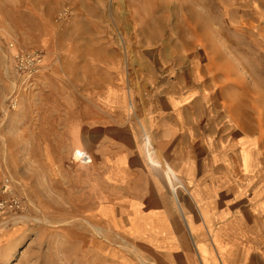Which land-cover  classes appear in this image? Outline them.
<instances>
[{"label": "rangeland", "instance_id": "obj_1", "mask_svg": "<svg viewBox=\"0 0 264 264\" xmlns=\"http://www.w3.org/2000/svg\"><path fill=\"white\" fill-rule=\"evenodd\" d=\"M189 93L192 172L224 176L227 164L218 200L261 231L246 241H263L264 0H0V182L23 205L0 213V264H157L62 198V168L81 163L44 131L81 111L172 112L168 99Z\"/></svg>", "mask_w": 264, "mask_h": 264}, {"label": "crops", "instance_id": "obj_2", "mask_svg": "<svg viewBox=\"0 0 264 264\" xmlns=\"http://www.w3.org/2000/svg\"><path fill=\"white\" fill-rule=\"evenodd\" d=\"M189 97L173 95L167 101L173 111L156 115L119 113L106 121L81 111L74 122L61 116L44 135L59 136L67 152L84 149L93 158L72 172L62 168L61 196L75 201L79 216L147 249L157 264H264V240L257 234L244 239L261 231L218 200L228 190L227 164L224 176L192 172V111H180L181 103L190 106ZM107 100L122 105L112 92ZM145 132L153 146L144 142ZM203 233L215 235L206 241Z\"/></svg>", "mask_w": 264, "mask_h": 264}, {"label": "built area", "instance_id": "obj_3", "mask_svg": "<svg viewBox=\"0 0 264 264\" xmlns=\"http://www.w3.org/2000/svg\"><path fill=\"white\" fill-rule=\"evenodd\" d=\"M73 160L81 164L91 162L90 156L85 152L75 151ZM23 205L20 198L14 193L12 182L5 178L0 182V213L10 211H22Z\"/></svg>", "mask_w": 264, "mask_h": 264}, {"label": "bare ground", "instance_id": "obj_4", "mask_svg": "<svg viewBox=\"0 0 264 264\" xmlns=\"http://www.w3.org/2000/svg\"><path fill=\"white\" fill-rule=\"evenodd\" d=\"M75 151H81V150H79V149H75L74 152H75ZM246 167H247V160H246V158H244V163H243V170H244V171L247 170ZM14 259H15V258H13V259L11 258V259L8 260L7 262H9V264H13V263H14Z\"/></svg>", "mask_w": 264, "mask_h": 264}]
</instances>
